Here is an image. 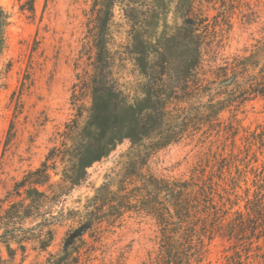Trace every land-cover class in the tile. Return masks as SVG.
Segmentation results:
<instances>
[{"label": "trees", "instance_id": "1", "mask_svg": "<svg viewBox=\"0 0 264 264\" xmlns=\"http://www.w3.org/2000/svg\"><path fill=\"white\" fill-rule=\"evenodd\" d=\"M184 3L182 0L179 4V12L185 32L169 37L161 47L148 75L154 101L142 110L136 124L139 135L149 139L147 156L204 127L217 134L224 132L235 147L240 131L238 112L249 102L264 103V35L250 48L217 62L222 42L218 17H227L226 10L232 12L241 0L221 1L223 8L215 16L212 30L204 24L205 19L193 15L191 2ZM117 9L130 29L116 23ZM148 13L147 0H92L87 22L92 69L79 86L87 88L85 98L91 103L80 105L63 133L65 141L79 140L85 116L103 120L96 144L111 136H128L114 135L132 127L121 121L122 115L137 118L135 104L129 102L116 78L119 69L126 68L132 52L122 35H130L142 26ZM243 18L252 23L254 12L243 14ZM7 24L8 16L0 6V55ZM189 29L198 37L194 47L181 40ZM176 56L181 58L182 69L176 64ZM99 101L100 111L96 110ZM226 112L229 116L225 118ZM245 139L248 150L256 141L264 148V130ZM59 149L54 147L39 167L17 180L8 192L12 200L0 210V264L14 263L19 254L22 258L17 264H24L29 249L38 255L45 253L44 264H82L93 244L101 241L103 232L129 211L151 216L158 227L157 246L147 264H202L208 243L218 236L227 240L234 252L226 264H249L253 246L264 261V175L261 182H255L257 188L244 209L231 213L237 203L241 174L230 177L229 188L223 185L227 173H232L231 160L223 153L215 163L216 169L207 172L204 167L200 174L189 178H159L144 173L145 163L134 160L127 168L133 170L126 174L135 176L139 185L130 188L125 179L117 189L105 184L87 199L84 209L68 210L67 199L85 179L86 170L81 176L83 169H65L60 180H53L51 170L60 157ZM60 158L64 163L66 155ZM57 226H65L66 231L60 249L54 252L49 248Z\"/></svg>", "mask_w": 264, "mask_h": 264}, {"label": "rangeland", "instance_id": "2", "mask_svg": "<svg viewBox=\"0 0 264 264\" xmlns=\"http://www.w3.org/2000/svg\"><path fill=\"white\" fill-rule=\"evenodd\" d=\"M181 1L147 0V19L132 34L124 32L122 35L124 44H128L132 52L128 54L126 68L119 69L116 78L129 102L135 104L137 118L128 114L121 116V121L132 127L118 130L114 135L127 137L111 136L96 144L103 121L96 116L82 119V135L77 142L65 141L63 135L80 105L84 101L91 103L85 98L87 88L79 86H82L81 79L87 80L92 69L87 23L92 0H0L8 16L0 55V210L12 200L7 195L14 183L39 167L54 147L60 148V157L66 155V159L63 163L57 158L51 170L53 180H60L65 169L76 172L83 169L81 176L86 170L85 179L67 199L68 210L84 209L87 199L105 184L117 189L125 179L130 188L139 185L135 176L126 174L133 170L127 168L132 167L134 160L145 163L144 173L159 178H189L200 174L201 168L205 167L207 172L216 169L215 163L221 153L230 158L232 171L231 175L227 173L223 185L229 188L230 177L241 174L236 188L237 203L231 213L244 209L247 199L253 197L257 188L255 182H261L264 175V148L256 141L248 150L245 139L264 130L262 101L249 102L238 112L240 131L235 147L230 138H225L224 132L217 134L204 127L147 156L149 139L138 133L136 124L140 113L154 101L148 75L166 40L186 29L179 12ZM221 1L224 0H185L184 4L191 2L193 15L205 19L204 24L208 23L212 30L215 16L223 8ZM241 2L232 12L226 10L227 17H218L221 25L217 29L222 35L218 63L250 48L264 35V0ZM250 12H254L252 23L243 18V14ZM116 23L130 29L120 9L116 10ZM181 40L194 47L198 37L189 29ZM176 58L177 66L182 69L181 58ZM96 107L100 111L102 103L97 102ZM223 115L226 118L229 113ZM65 231V226L55 228L49 250L60 249ZM158 233L151 216L129 211L116 225L103 232L101 241L93 244L82 264H147L156 249ZM254 248L249 253V264H264ZM28 252L24 264H44L45 253L38 255L32 249ZM233 253L229 242L218 236L208 243L202 264H226ZM21 258L19 254L12 264L19 263Z\"/></svg>", "mask_w": 264, "mask_h": 264}]
</instances>
